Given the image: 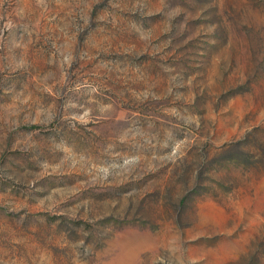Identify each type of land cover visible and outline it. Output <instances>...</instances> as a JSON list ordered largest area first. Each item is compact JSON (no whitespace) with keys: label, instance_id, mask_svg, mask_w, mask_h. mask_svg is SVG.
<instances>
[{"label":"rangeland","instance_id":"obj_1","mask_svg":"<svg viewBox=\"0 0 264 264\" xmlns=\"http://www.w3.org/2000/svg\"><path fill=\"white\" fill-rule=\"evenodd\" d=\"M0 264H264V0H0Z\"/></svg>","mask_w":264,"mask_h":264}]
</instances>
